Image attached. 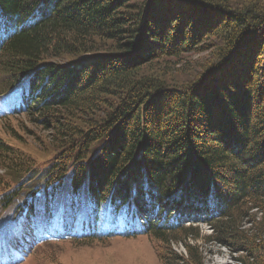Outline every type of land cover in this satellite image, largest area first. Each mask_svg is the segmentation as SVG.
Instances as JSON below:
<instances>
[{
	"label": "trees",
	"instance_id": "1",
	"mask_svg": "<svg viewBox=\"0 0 264 264\" xmlns=\"http://www.w3.org/2000/svg\"><path fill=\"white\" fill-rule=\"evenodd\" d=\"M195 46L212 55L193 79L147 74ZM6 93L53 157L27 164L0 138L2 214L75 245L148 236L160 264H206L212 245L264 264L259 0H0Z\"/></svg>",
	"mask_w": 264,
	"mask_h": 264
},
{
	"label": "rangeland",
	"instance_id": "2",
	"mask_svg": "<svg viewBox=\"0 0 264 264\" xmlns=\"http://www.w3.org/2000/svg\"><path fill=\"white\" fill-rule=\"evenodd\" d=\"M213 1V0H211ZM240 2L256 0H214ZM264 5V0H259ZM196 49L184 52L179 58H167L154 62L146 67L147 74L162 75L164 80L168 79L170 83H183L193 79L200 69L208 64L211 53ZM0 138L7 144L19 149L18 153L26 157L27 164L35 163L37 166H43L52 161V149L48 133L31 123L24 116H12L8 121H0ZM26 164V165H27ZM1 175V174H0ZM5 174L3 175V177ZM0 213L2 211L0 210ZM257 217L260 214L257 212ZM8 234L15 245L16 239L24 231L26 221L23 218L10 222ZM186 226H188L186 224ZM199 231L204 235L211 234L212 230L204 223L196 224ZM28 228V226H26ZM247 228L249 225L246 226ZM249 229V228H248ZM6 229L0 227V257L4 258V247L6 246ZM69 242L46 243L42 246H24L25 255H22L17 249L20 260L25 258L20 264H160L155 254L154 243L148 236H139L133 239L114 238L104 241L103 244L90 243L75 245ZM34 246V247H33ZM177 254L185 253L181 245L171 247ZM211 253L206 256V264H240L238 263L244 255L243 252H232L227 248H218L215 245L208 247ZM28 253V255H26ZM1 264V263H0Z\"/></svg>",
	"mask_w": 264,
	"mask_h": 264
}]
</instances>
